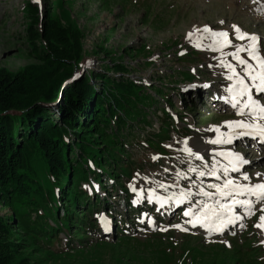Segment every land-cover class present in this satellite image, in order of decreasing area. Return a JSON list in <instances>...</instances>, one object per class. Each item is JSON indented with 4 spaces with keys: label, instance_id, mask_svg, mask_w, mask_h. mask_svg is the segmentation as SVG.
<instances>
[{
    "label": "rangeland",
    "instance_id": "obj_1",
    "mask_svg": "<svg viewBox=\"0 0 264 264\" xmlns=\"http://www.w3.org/2000/svg\"><path fill=\"white\" fill-rule=\"evenodd\" d=\"M26 1L0 0V67L12 72L39 62L27 42L23 14ZM30 1L39 7L42 18L44 11L53 4L65 25L73 19L83 31L85 51L83 60L75 69L77 78L83 77L88 71L101 70L104 64L114 67L115 63L122 62L128 68L130 77L146 88L144 94H151L155 103L144 109L148 112L151 124L144 128L141 126L132 136L125 137L128 161L139 166L132 177L126 180L125 188L120 185L119 179H106V174L104 181L107 182L108 191L99 183L93 186L105 202L94 211L93 221L88 218L92 226L96 222L95 227H90L87 235L85 228L78 230L70 225L55 230L54 235L48 231L46 237L38 236L35 241L24 237L27 246L23 249L27 251L23 255V264H191L197 255L194 250L190 254L188 248L199 243L206 246L216 244L215 249L234 247L243 250L253 244L264 261V228L254 226L259 222L260 215L264 214L260 211L261 204L255 206V215L244 216L235 227L230 226L223 234L217 235L209 234L199 226L193 228L185 224L189 219L183 215L187 203L179 207L171 205L164 210L155 205V198L152 203L146 198L149 191L153 190L158 197H168L180 189L191 188V191L196 192L201 183L205 186L220 183L208 176L198 177L189 171V165L206 172L208 169L204 167V162L211 165L219 161L222 165L219 157L212 152L223 146L207 142L217 136L210 129L219 128L220 132H225L228 129L224 127L225 123L238 118V115L236 109L221 108L219 104L216 105L218 101L208 96L220 94L226 100L229 97L226 89L233 82L226 78L227 69L220 66V52L194 47L187 37L188 32L203 25L210 29H230L233 25H239L244 33H258L264 38V18L253 8L255 3L252 0ZM233 36V44L248 43L246 40H236ZM100 48L110 53L105 54L104 49ZM233 50L225 48L224 52ZM227 60L236 66L231 56ZM183 70L195 75L185 78ZM111 74L122 75L114 69ZM72 82H67V85ZM159 89L170 95L171 100L167 101V95L163 98ZM181 95L186 97L185 101L181 100ZM162 109L168 111L173 121L169 129L161 125ZM152 133L156 134V139H152L154 142L147 139ZM185 139L188 140V147L204 157V162L183 152ZM232 148L244 152L251 159L241 169L251 178V183H260V179L264 182V147L256 148L249 142L237 141ZM177 173H183L191 179H179ZM258 173L261 175L257 176ZM230 175L241 183H248L240 178L238 172H231ZM158 185L170 187L165 191ZM89 186V182L82 183V187L88 188L92 195ZM131 186L138 192L143 190V198L139 202H136L137 193L131 190ZM115 187L117 191H114ZM127 189L133 194V211L123 200ZM63 206V203L59 206V216L65 214ZM39 212L45 214L43 208ZM238 212L242 213V210ZM3 214L12 215L13 210L0 202V215ZM130 215L133 216L128 219ZM145 215L146 218L152 216L155 219L154 227L147 226ZM101 216L108 221L107 230L100 220ZM30 219L35 221V226H40L43 221L35 212ZM50 222L57 227L59 221L56 215ZM241 224L244 226L240 227ZM175 225H183L188 231H180ZM164 228L167 231L160 230ZM67 229L70 232H66ZM200 256L208 257L205 260L211 258L208 253H200ZM224 259L228 261L226 257Z\"/></svg>",
    "mask_w": 264,
    "mask_h": 264
},
{
    "label": "trees",
    "instance_id": "obj_2",
    "mask_svg": "<svg viewBox=\"0 0 264 264\" xmlns=\"http://www.w3.org/2000/svg\"><path fill=\"white\" fill-rule=\"evenodd\" d=\"M23 8L27 42L39 62L15 72L0 67V202L13 210L12 215H0V264H23L25 240L46 237L48 231L54 235L71 225L90 233L96 222L92 226L88 218L93 221L94 211L105 203L94 191L93 181L106 190V174V179H119L125 188L139 168L128 161L125 137L151 124L144 109L155 103L122 62L114 67L104 64L101 70L88 71L64 86L83 60V31L73 19L65 25L53 4L43 18L30 0ZM113 69L122 75L113 76ZM183 75L193 78L195 74L183 70ZM158 91L163 98L167 95ZM180 98L186 100L184 95ZM160 118L169 129L173 121L168 111L164 109ZM155 135L147 139L153 141ZM84 181L90 183L92 195L82 187ZM131 198L127 189L123 200L133 211ZM61 202L63 216L58 212ZM33 212L43 219L40 226L30 219ZM55 215L57 227L50 222ZM215 247L199 243L188 248L197 255L191 264H264L253 244L246 250ZM200 253L211 258L205 260L208 257Z\"/></svg>",
    "mask_w": 264,
    "mask_h": 264
},
{
    "label": "snow or ice",
    "instance_id": "obj_3",
    "mask_svg": "<svg viewBox=\"0 0 264 264\" xmlns=\"http://www.w3.org/2000/svg\"><path fill=\"white\" fill-rule=\"evenodd\" d=\"M253 3H258V0H253ZM255 11L264 16V4H260ZM233 33L234 39L246 40L248 43L246 45L233 44L232 39L229 38V32L212 30L207 26L203 29H194L187 37L194 47L221 53L220 66L227 69L226 78L233 82L226 89L229 93L226 102L233 109H236L237 115L248 117L251 120V122L248 120L226 122L224 127L228 128L229 131L225 133L220 132L219 128L210 129L215 131L217 136L207 142L215 145L232 144L234 140L248 136L253 139L259 138V142L264 143V124L256 123V121H264V55L261 52L262 47H264V38L255 34L244 33L235 25L233 26ZM194 36L196 37L195 40H193ZM202 41H206V43H202ZM225 48L234 50L224 52ZM242 53L245 55L242 56ZM228 56H231L232 60L236 62V66L227 60ZM237 66L240 68L239 72H237ZM246 80L252 83H246ZM253 89H255V94L260 96V99L254 98ZM183 144L182 150L186 155L204 162L202 155L188 147L187 139L183 141ZM214 156L227 157L228 165H221L219 161L211 165L204 162V167L208 169L207 172L198 170L192 165H189V171L196 173L198 177H213L220 183H210L206 186L201 183L196 192L191 191V188L180 189L178 193H170L166 198L156 196L154 190L149 191L146 197L148 202L152 203L155 198V202L159 203L161 208L170 202L175 207L187 203L188 207L183 211V215L189 219L185 221V224L193 228L199 226L209 234H222L229 225L234 226L244 216L255 215L257 204L262 205L260 211L264 213V183L252 184L247 173L241 171L242 167L250 162L239 153L215 152ZM156 158L154 157V159ZM231 172L240 173V178L248 183H241L239 179H233L230 175ZM260 175L257 174V176ZM177 177L179 179H191L183 173H177ZM158 187L167 191L170 186L158 185ZM206 189H213L214 191ZM131 190L137 193L136 202H139L143 198V190L138 192L134 186H131ZM194 197L197 199H193ZM237 208L242 210L243 215L236 212ZM100 220L107 230L108 221L103 216L100 217ZM243 226V224L240 225V227ZM254 226L264 228V214L260 215L259 222ZM174 227L180 231H188V228L183 225H175ZM160 230L167 231L166 228Z\"/></svg>",
    "mask_w": 264,
    "mask_h": 264
},
{
    "label": "bare ground",
    "instance_id": "obj_4",
    "mask_svg": "<svg viewBox=\"0 0 264 264\" xmlns=\"http://www.w3.org/2000/svg\"><path fill=\"white\" fill-rule=\"evenodd\" d=\"M252 2H253V0H252ZM260 4H264V0H258V3H255V6H253V8L254 9H257L259 6H260ZM263 18H264V16H262ZM205 27V25H203L201 28L200 27H197L196 29H203ZM194 30V29H193ZM193 30L192 31H190V32H193ZM190 32H188V34L190 33ZM196 39V37L194 36L193 37V40H195ZM189 40V39H188ZM202 43H206V41H202ZM237 45H243V44H237ZM254 63V62H253ZM240 68L237 66V72H239L240 70H239ZM74 81V80H73ZM246 83H252V82H250V81H247L246 80ZM67 85V83L65 84V86ZM223 95V94H222ZM221 99H223V97L220 95V94H217V95H215V97H214V101H218V103L216 104V105H220V107L221 108H230L231 107V105L229 104V103H227V102H225V101H220ZM237 120H248L249 122H251V120H250V118H248V117H245V116H239L238 118H235L234 120H232V121H237ZM259 121H256V123H258ZM229 131V129H227L225 132H228ZM222 133H225L224 132V130H222L221 131ZM248 138V136H243V137H240L239 139H236V140H234L233 141V143H235L236 141H238V140H246ZM233 143L232 144H221V146H223V148H216V149H213V154L215 153V152H225V153H228V152H233V153H239V154H241L242 156H243V153L241 152V151H235L233 148H232V145H233ZM244 157V156H243ZM221 159L223 160V162L224 163H222V165H228V158L226 157L225 159L224 158H222L221 157ZM261 180V182L260 183H264L263 182V179H260ZM218 183V182H217ZM253 184H256V183H253ZM161 198H166V197H161ZM240 209L239 208H237L236 209V212L237 213H240L241 215H243L241 212H238ZM240 221V220H239ZM239 221H237V222H239ZM107 226H108V224H107ZM205 230V229H204ZM214 234H217V233H214Z\"/></svg>",
    "mask_w": 264,
    "mask_h": 264
}]
</instances>
